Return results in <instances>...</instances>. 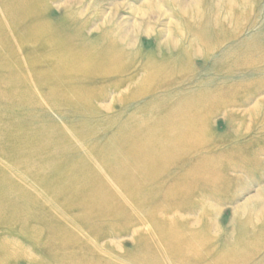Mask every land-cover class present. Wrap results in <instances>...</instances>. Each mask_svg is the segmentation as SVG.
Returning a JSON list of instances; mask_svg holds the SVG:
<instances>
[{
  "label": "rangeland",
  "instance_id": "rangeland-1",
  "mask_svg": "<svg viewBox=\"0 0 264 264\" xmlns=\"http://www.w3.org/2000/svg\"><path fill=\"white\" fill-rule=\"evenodd\" d=\"M0 16V264H264V0Z\"/></svg>",
  "mask_w": 264,
  "mask_h": 264
},
{
  "label": "bare ground",
  "instance_id": "bare-ground-1",
  "mask_svg": "<svg viewBox=\"0 0 264 264\" xmlns=\"http://www.w3.org/2000/svg\"><path fill=\"white\" fill-rule=\"evenodd\" d=\"M114 6V5H113ZM8 9V8H7ZM144 13V12H143ZM155 13V12H154ZM7 14V13H6ZM1 17V16H0ZM4 17V16H3ZM16 46H18V45H16ZM184 123H185V126L187 127V126H189L188 124H189V121H184ZM182 126H183V124H182ZM184 127V126H183ZM180 127L179 126H177V127H175V129H179ZM168 131H170V130H162V132L160 133V137L162 136L163 138L160 140L161 142H164L163 144H169L170 142H169V139L167 138V137H169V136H171L169 133H168ZM174 136H176L177 137V140H176V142H175V140H174V144L175 143H177L178 144V137H183V136H181V135H179L178 133L177 134H173ZM184 136H190L191 138H189V139H186L185 141H184V143H190V141H192L191 142V144L192 143H195L196 142V140L197 139H195V137H194V135H192V134H190L189 132L188 133H186ZM193 136V137H192ZM173 139V138H172ZM180 140V139H179ZM181 141V140H180ZM179 141V142H180ZM149 143H151L150 144V147L152 146V147H154L156 144L154 143H152V142H149ZM143 144V143H142ZM157 146V145H156ZM148 148V147H147ZM162 154H164V153H161V154H159V153H157V155H153V156H151V157H149L148 155H147V157H148V160L152 163V164H154V163H157L156 161H157V156H159V161H163V158L165 157V156H163ZM141 155V154H140ZM165 155V154H164ZM170 156L169 155H167L166 156V158L164 159L165 160V162L167 161V159L169 158ZM139 159V158H138ZM125 160V159H124ZM123 160V161H124ZM127 161V160H126ZM153 161V162H152ZM136 162V161H135ZM158 164V163H157ZM133 169V168H132ZM160 169H161V171H160ZM160 169H155V168H153L152 167V169L151 170H153V173L152 174H154V177L155 176H159V175H161V174H163V170H162V168H160ZM160 172H159V171ZM137 172V171H136ZM158 172V173H157ZM144 175V174H143ZM123 176V175H122Z\"/></svg>",
  "mask_w": 264,
  "mask_h": 264
},
{
  "label": "crops",
  "instance_id": "crops-1",
  "mask_svg": "<svg viewBox=\"0 0 264 264\" xmlns=\"http://www.w3.org/2000/svg\"><path fill=\"white\" fill-rule=\"evenodd\" d=\"M182 123H183V126H184V122L182 121ZM182 127V126H181ZM184 128V127H183Z\"/></svg>",
  "mask_w": 264,
  "mask_h": 264
}]
</instances>
